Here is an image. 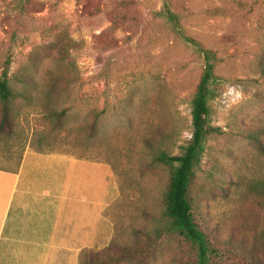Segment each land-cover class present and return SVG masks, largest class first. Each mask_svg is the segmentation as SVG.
Instances as JSON below:
<instances>
[{"label":"rangeland","instance_id":"1","mask_svg":"<svg viewBox=\"0 0 264 264\" xmlns=\"http://www.w3.org/2000/svg\"><path fill=\"white\" fill-rule=\"evenodd\" d=\"M185 36L215 57L190 183L208 264H264V154L248 137L264 127V0H0V74L7 65L19 93L0 131V167L14 168L27 145L106 160L120 189L106 245L116 264H197L195 247L167 230L169 168L153 161L180 154L191 136L205 62ZM228 84L245 99L225 112Z\"/></svg>","mask_w":264,"mask_h":264},{"label":"crops","instance_id":"2","mask_svg":"<svg viewBox=\"0 0 264 264\" xmlns=\"http://www.w3.org/2000/svg\"><path fill=\"white\" fill-rule=\"evenodd\" d=\"M119 196L106 160L27 145L0 167V264H79L108 244Z\"/></svg>","mask_w":264,"mask_h":264},{"label":"trees","instance_id":"3","mask_svg":"<svg viewBox=\"0 0 264 264\" xmlns=\"http://www.w3.org/2000/svg\"><path fill=\"white\" fill-rule=\"evenodd\" d=\"M166 19L177 27L176 17L165 8ZM185 38L196 46L204 58V69L197 83L195 93L191 100V136L180 154H169L166 151H158L153 155V161L168 166L169 178L164 194V217L167 230L172 231L189 241L196 249L197 264H208L210 248L208 235L198 226L194 218L193 201L190 196V183L193 168L204 152V140L209 127L206 125L208 113V100L213 96L210 83L213 79L214 53L202 47L195 39ZM264 73V62L261 65ZM6 65L0 74V131L10 126L11 102L19 93L10 85ZM14 80L22 85H30L31 81L23 75L15 76ZM95 122L92 124L94 127ZM264 135V127L248 133V137L255 140L258 148L264 154V144L260 142V136ZM261 204L264 206V191L261 194ZM106 246L98 251H89L81 256L79 264H116L119 256ZM130 251V250H129ZM128 252V249L125 251Z\"/></svg>","mask_w":264,"mask_h":264},{"label":"clouds","instance_id":"4","mask_svg":"<svg viewBox=\"0 0 264 264\" xmlns=\"http://www.w3.org/2000/svg\"><path fill=\"white\" fill-rule=\"evenodd\" d=\"M245 99V92L238 84H228L221 96L223 110L226 112L233 106L241 104Z\"/></svg>","mask_w":264,"mask_h":264}]
</instances>
